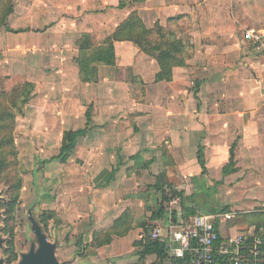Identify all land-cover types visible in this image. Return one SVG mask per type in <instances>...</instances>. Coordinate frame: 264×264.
<instances>
[{
  "label": "crops",
  "instance_id": "obj_1",
  "mask_svg": "<svg viewBox=\"0 0 264 264\" xmlns=\"http://www.w3.org/2000/svg\"><path fill=\"white\" fill-rule=\"evenodd\" d=\"M242 2L241 10L231 14L225 0H49L46 40L49 32H56L61 41L71 39L74 49L68 54L59 47L61 41H45L48 46L56 43L47 54L48 72L94 108L90 132L79 138L67 162H60L64 184L59 216L65 231L69 224L77 237L74 264L159 263L156 254L141 263L137 244L152 239L167 217L155 220L151 214L170 191L156 189L161 173L173 190H179L175 180L180 187L187 183L196 188V193H187L192 198L202 187L217 188L222 206L210 211L220 215L217 227L223 240L264 231L242 217L264 212V57H255L243 41L245 29L264 25L259 12L264 0ZM134 12L147 29L161 26L194 47L186 66L175 68L171 81L157 82V60L129 40L116 41L115 66L101 64L97 82H83L78 40L89 34L104 43ZM237 27L243 28L240 39ZM135 78L145 91L140 101L135 99ZM233 146L235 165L225 174ZM200 149L205 170L198 160ZM78 159L86 171H78ZM69 169H75L73 178L66 179ZM88 172L95 176L94 187ZM125 212L130 219L115 233ZM177 212V223L187 219ZM107 231L114 234L112 242L93 250L94 234ZM163 264H172L171 258Z\"/></svg>",
  "mask_w": 264,
  "mask_h": 264
},
{
  "label": "rangeland",
  "instance_id": "obj_2",
  "mask_svg": "<svg viewBox=\"0 0 264 264\" xmlns=\"http://www.w3.org/2000/svg\"><path fill=\"white\" fill-rule=\"evenodd\" d=\"M225 2L228 6L226 7L227 12L229 10L231 14L236 9L240 11L243 4L242 0H225ZM12 3L14 13L9 16L7 27L14 32H23L9 33L0 26V113L5 110L10 112V115L0 120V124L5 126L2 134L12 135L13 146L10 150L14 153L10 154V150L2 153L0 150V161L5 158L8 163L0 174V195L2 197L0 237L5 239L4 247L0 248V259H3L5 264H19L22 254L29 252L31 244L37 243L29 222V215H32L43 227L49 240L58 245V259L61 262H74L78 241L77 237L71 235L72 226L66 224L65 231V224L59 216L64 173L60 162L54 161V158L60 155L65 132L86 128L85 113L90 106L87 100L81 99V93L75 95L69 92L71 90L67 82L62 85V81L52 77V73L48 72L51 62L47 54L55 50L56 43L48 46L45 41H61L56 32H49L46 40L47 30L45 31L44 25L51 21L49 20L51 17L47 16L49 15L47 9L49 0H12ZM251 5L255 6L254 3ZM0 6L1 18L4 4ZM259 12L262 13L264 19V11ZM240 28H236V36L239 39L243 29ZM178 30L181 29L178 28ZM59 47L68 54L73 53L74 47L71 39L67 41V38H62ZM26 83L34 85L32 96L30 95L29 102L19 109L12 99L13 91ZM195 87L192 86V89L195 90ZM134 94L135 99L140 101L145 92L142 93L138 88ZM80 143L86 146L84 140ZM75 165L79 167L78 171H86L84 162L80 159ZM73 171L75 169L68 170L66 179L73 178ZM88 176L91 186L94 187L96 185L95 176H92L90 172ZM103 179L105 180L104 177ZM85 182L88 184L89 180ZM175 182L179 190H174L176 194H171L169 191L167 195L177 200V203L173 206L172 202L164 203V207L165 204L169 205L167 213L183 210L180 193L185 199L189 197L187 193L188 195L196 193V188H188L189 184L186 183L180 187L179 181L175 180ZM18 184L21 185L19 189ZM197 194V206L201 210L218 212L222 206L217 199V188L215 187L211 189L208 186L202 187L199 191L197 190ZM72 195L69 196V201L72 200ZM15 198L17 201L11 208ZM191 203L192 201L187 199L189 207H193ZM50 214L56 217L50 221L47 229L42 223V215ZM242 217L245 224L252 220L246 219V215ZM239 223L240 221L237 220L236 224ZM9 239L14 244V253L17 256L15 261H11L8 251L11 243Z\"/></svg>",
  "mask_w": 264,
  "mask_h": 264
},
{
  "label": "trees",
  "instance_id": "obj_3",
  "mask_svg": "<svg viewBox=\"0 0 264 264\" xmlns=\"http://www.w3.org/2000/svg\"><path fill=\"white\" fill-rule=\"evenodd\" d=\"M9 1V2H7ZM4 4L2 11L3 15L0 18V26L5 28L9 33H20L23 31H11L7 27V20L9 16L14 13V4L12 0H0V5ZM122 7V6H121ZM1 8V6H0ZM177 22V20H175ZM129 40L137 45L141 51L145 54L155 58L160 66V73L157 75V82L161 81H171L173 76V70L178 67L186 66L187 61L191 59L193 56L194 47L190 43H185L182 41L179 36L173 32L165 30L163 27L158 26L154 29H147L143 24V21L139 18L137 12L132 13L129 18L118 27L115 34L108 38L104 43H99L96 38L89 34H83L81 38L77 42V46L79 48V56L77 59L79 68H80V75L81 80L85 83L90 82H97L98 78V66L108 65V66H115L116 64V53L114 42L116 41H123ZM140 81L138 78L134 79V88L135 92L139 88V91L142 93L145 92L143 88L138 86ZM141 85V84H140ZM34 88L33 84L26 83L21 88H17L13 91L14 97V104L17 108L21 109L22 105L27 104L29 99L31 98V92ZM31 95V96H30ZM144 95V94H142ZM7 111V112H6ZM10 115L8 110L0 113V120L4 117ZM94 116V108L92 106L86 112V120L87 126L85 129H79L76 131H67L64 133L62 146L60 149V155L54 158V161H59L61 163L67 162L71 153L77 146L79 138L86 135L87 130L90 128ZM5 126L0 124V150L4 153L7 150H10L13 146V138L11 134L3 133ZM11 152V150L9 151ZM10 154H14L11 152ZM231 158H230V165L225 170V174H230L233 172L234 168V160H235V146L231 149ZM6 160L3 159L0 161V174L6 168ZM198 160L201 167L205 168V160L203 149H200L198 154ZM172 164V163H171ZM173 165V164H172ZM205 170V169H204ZM165 173H161L157 179V184L155 185L156 189L159 192H163L165 187L170 189L171 194H176L173 190L171 185L167 184ZM16 188V187H15ZM17 188H21V185H17ZM180 197L182 198V215L184 218H190L191 216H195L201 210L199 206H197V196L195 197H187L186 199L183 197V194L180 193ZM162 202L157 206L154 210H151L153 218L155 220H162L165 215H168L167 209L164 207V203H171L173 201L172 198L166 194L162 197ZM187 199L191 200L193 207H189L187 205ZM17 199L13 201V206L15 205ZM178 212H172V218L176 222V215ZM260 213H253L249 216H246V219H252L253 223L256 222L257 228L260 229L261 227L264 228V212ZM131 213L125 212L123 216L116 221L115 229L118 227L123 226L128 222L130 219ZM56 215H42V223L44 224L45 228L48 229L49 223L51 220L55 219ZM218 224H216V227ZM131 229V225L127 226L126 232ZM116 233V230H115ZM112 231H107L100 234H94V241H93V250L104 246L106 244H110L112 242L113 237ZM126 234H119L118 236H125ZM264 236V231L262 234ZM80 245V244H79ZM137 246L142 247L141 252V263L144 261L146 256L156 254L158 256L159 263L163 264L164 260L168 257L167 250L165 249L163 243L159 241L152 240L151 238L145 240V242L137 244ZM11 255V261H15L17 256L14 253V244L11 240L9 250ZM216 264H232L228 257H218Z\"/></svg>",
  "mask_w": 264,
  "mask_h": 264
},
{
  "label": "built area",
  "instance_id": "obj_4",
  "mask_svg": "<svg viewBox=\"0 0 264 264\" xmlns=\"http://www.w3.org/2000/svg\"><path fill=\"white\" fill-rule=\"evenodd\" d=\"M243 41L255 57H264V25L245 29ZM261 70L264 75V62ZM176 203L173 200L172 206ZM168 206L165 205L166 209ZM218 218L220 215L215 213L211 216L199 213L177 223L170 212L155 228L152 239L163 243L172 264H216L218 257H228L232 264H264V236L240 234L223 240L216 227ZM213 219L216 224L211 223Z\"/></svg>",
  "mask_w": 264,
  "mask_h": 264
},
{
  "label": "water",
  "instance_id": "obj_5",
  "mask_svg": "<svg viewBox=\"0 0 264 264\" xmlns=\"http://www.w3.org/2000/svg\"><path fill=\"white\" fill-rule=\"evenodd\" d=\"M2 197L0 195V202ZM203 215H214L212 211H203ZM1 218V216H0ZM29 222L32 226V231L36 237V244H31L30 250L22 254L19 264H74V262H61L57 257L58 245L49 240L45 234L43 227L32 215H29ZM216 224V219L211 221ZM5 239L0 237V248H3ZM0 264H5L3 259H0Z\"/></svg>",
  "mask_w": 264,
  "mask_h": 264
},
{
  "label": "flooded vegetation",
  "instance_id": "obj_6",
  "mask_svg": "<svg viewBox=\"0 0 264 264\" xmlns=\"http://www.w3.org/2000/svg\"><path fill=\"white\" fill-rule=\"evenodd\" d=\"M11 241V239H9Z\"/></svg>",
  "mask_w": 264,
  "mask_h": 264
}]
</instances>
